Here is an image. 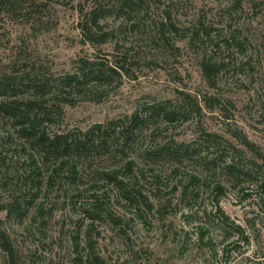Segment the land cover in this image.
Wrapping results in <instances>:
<instances>
[{"label":"rangeland","instance_id":"obj_1","mask_svg":"<svg viewBox=\"0 0 264 264\" xmlns=\"http://www.w3.org/2000/svg\"><path fill=\"white\" fill-rule=\"evenodd\" d=\"M92 9L103 43L82 29ZM122 57L120 82L60 85L78 59ZM0 81V102L42 99L50 137L147 112L47 182L58 158L0 107V264H264V0H9Z\"/></svg>","mask_w":264,"mask_h":264},{"label":"trees","instance_id":"obj_2","mask_svg":"<svg viewBox=\"0 0 264 264\" xmlns=\"http://www.w3.org/2000/svg\"><path fill=\"white\" fill-rule=\"evenodd\" d=\"M7 1L9 2V0H0V4L6 3ZM87 16H89V19L86 21L91 24L90 26H87L88 23L83 24L82 29L84 30L83 32L87 36L88 40H97L100 43L105 42L109 38V32L103 31L101 34L95 35L94 37L91 31L93 26L101 30L98 23L99 18H101L100 10L92 9ZM77 62V68L70 73H66V75L61 78L60 85L62 87L79 91L85 89L92 82L107 84L105 83L108 82L106 80L115 76L120 82L124 75L129 76L127 69H125V60L123 57L115 60L112 59L110 64L97 63L94 61L89 62L84 58L78 59ZM118 84L119 83L116 82L115 86ZM0 88L5 91V86L1 83V81ZM95 100L99 101L100 99ZM66 101L72 102L70 100ZM0 107L6 114H9L16 120L22 133L26 137L42 146L46 155L50 154L58 158V163L55 167H53L52 174L47 177V182H51L54 175L65 167H67V170L71 173V175L76 178L77 163L72 160L73 152L80 154V151L87 147L105 149L107 147L121 148L122 146H125L128 142L132 141L139 125L147 116L146 109H136L124 118L112 119L106 124H93L87 130L81 132L82 138L77 134H72V132L55 133L52 137H50L44 132V129H42L41 126L43 122L51 118V113L46 109V107H43L42 99L39 100L36 93L34 97L28 99L27 101L0 102ZM150 108L157 115L162 113L166 119H173L172 113L163 107L161 108L155 105ZM132 164V161H127L124 165L127 171L125 177L127 178H131L130 173H132ZM227 167L230 168V165L228 164ZM117 172L118 171H110L105 173V175L109 180H113L114 183H116L121 192H123L124 196L127 194L128 196H131L129 189L127 190L126 187L123 186L126 183H124L121 178L117 180L115 176ZM99 204L98 199L95 198L93 199V202L90 203V208L86 209L87 211H90L88 216H90L91 219L99 217ZM9 210H11V206L8 208V212ZM7 250H9V247H7Z\"/></svg>","mask_w":264,"mask_h":264}]
</instances>
